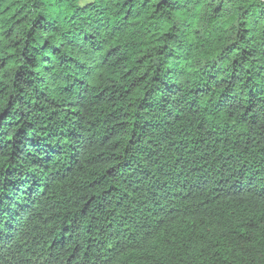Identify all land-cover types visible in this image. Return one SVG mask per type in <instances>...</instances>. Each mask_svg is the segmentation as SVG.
Segmentation results:
<instances>
[{
	"label": "trees",
	"instance_id": "1",
	"mask_svg": "<svg viewBox=\"0 0 264 264\" xmlns=\"http://www.w3.org/2000/svg\"><path fill=\"white\" fill-rule=\"evenodd\" d=\"M0 264H264V0H0Z\"/></svg>",
	"mask_w": 264,
	"mask_h": 264
}]
</instances>
